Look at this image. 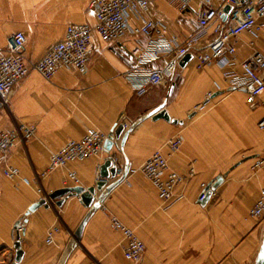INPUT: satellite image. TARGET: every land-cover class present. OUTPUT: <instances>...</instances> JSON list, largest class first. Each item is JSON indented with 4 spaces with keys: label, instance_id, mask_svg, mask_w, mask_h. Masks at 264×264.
<instances>
[{
    "label": "crops",
    "instance_id": "0c3cea01",
    "mask_svg": "<svg viewBox=\"0 0 264 264\" xmlns=\"http://www.w3.org/2000/svg\"><path fill=\"white\" fill-rule=\"evenodd\" d=\"M149 1L148 16L162 21L181 40L197 29L199 0H192L185 11L172 0ZM89 2L0 0V52L11 34L23 32L27 36L26 63L33 65L64 38L68 25L95 24ZM212 5L219 6L220 1L212 0ZM131 23L138 25L139 18L132 17ZM248 41L249 36L242 35L239 60L253 51L264 53V31L254 47ZM144 42L142 37L128 35L105 43L94 34L85 74L62 69L45 80L32 71L15 86L9 107L0 113V130L19 123L36 129L30 140L6 154L0 151V250L13 249L15 260L14 225L26 216L21 235L23 257L18 264H134L124 257L123 236L113 229L111 216L144 242L146 251L138 264H255L264 240V218L252 219L249 211L264 186V169L254 173L250 166L264 152V130L258 128L264 116V93L252 110L243 90H229L224 83L228 68L213 65L200 71L193 58L184 66L181 58L172 78L138 95L122 74L134 65L131 50ZM239 71L237 65L228 69L229 73ZM209 92L213 97L207 100ZM217 92L222 93L214 96ZM163 102L169 115L182 124L142 119ZM120 117L126 129L142 119L122 149L116 147L117 141L110 152L58 169L42 182L46 196L64 187L89 188L98 182L100 166L109 156L116 155L118 168L129 164L127 177L103 200L105 210L100 207L90 216L80 241L73 243L74 234L88 208L77 196L67 198L62 206L50 201L49 208L41 206L26 215L42 198L37 175L48 166L51 154L89 128L109 134ZM175 136H181L183 144L169 157L170 168L186 174L193 167L195 175L176 189L173 200L162 203L151 184L132 171L158 149L168 154L166 143ZM6 164L18 168L20 177L7 178L3 173ZM69 171L76 172L79 183L67 180ZM226 172L224 182L201 206L197 200L201 184ZM99 194L97 191L96 196ZM54 226L59 229L55 243L46 244V233Z\"/></svg>",
    "mask_w": 264,
    "mask_h": 264
},
{
    "label": "built area",
    "instance_id": "2783aa9c",
    "mask_svg": "<svg viewBox=\"0 0 264 264\" xmlns=\"http://www.w3.org/2000/svg\"><path fill=\"white\" fill-rule=\"evenodd\" d=\"M172 1L179 3L181 11L187 10L192 3V0ZM199 1L201 9L198 27L183 40L173 34L162 21L148 16L149 0H90L89 7L95 13V24L68 25L64 38L33 65H28L25 59L27 36L23 32L11 34L5 50L0 52V113L9 107L15 86L32 71H36L45 80H51L62 69L85 74L93 52L94 34L105 43L120 41L128 35L144 39L143 45L136 46L130 52L134 65L122 74L131 90L138 95H143L148 89L160 86L172 78L178 60L190 53L195 68L200 71L213 65L221 69L237 65L240 68L239 73H229L227 69L223 74V81L227 88L244 90L247 105L255 110L259 106L260 96L264 93V53L253 51L239 60L238 44L245 34L249 36L248 45L254 47L262 35L264 0H219V6H213L212 0ZM226 5H229L231 10L224 19ZM134 16L139 18L138 25L131 23ZM204 41L205 46L198 49ZM162 59L166 60L164 64L155 66ZM212 97L213 92H209L207 100ZM258 128L264 130V116L258 122ZM35 134V127L24 123H19L9 130H0V151L6 154L17 144L33 138ZM107 140L108 134L89 128L82 137L69 139L64 146L53 152L48 166L37 175V191L42 195L41 199L50 202L49 196L43 195L42 185L50 174L72 163L85 162L92 157L101 156L106 151ZM182 144L181 136L171 138L166 143L168 154L158 149L141 167L132 171L151 184L162 203L173 200L177 196L176 189L185 186L195 175L193 167H190L186 174H180L169 166V157L177 154ZM262 169L264 152L255 158L250 166L254 173ZM3 173L9 179L21 175L18 168L9 164L5 165ZM122 174L123 168H118L114 179L120 178ZM67 180L79 183L74 171L67 172ZM210 188V183L201 184L198 202L205 198ZM100 207L105 210L104 206ZM249 217L264 218V186L258 192ZM111 225L114 230L122 233L125 259L138 264L146 251L144 242L133 229L125 226L117 217L111 216ZM23 231L24 220H18L13 230L15 239L17 235L21 238ZM58 231L56 226L50 228L46 233L45 243L54 244ZM0 259L1 264H13L14 250H0Z\"/></svg>",
    "mask_w": 264,
    "mask_h": 264
},
{
    "label": "water",
    "instance_id": "95a60500",
    "mask_svg": "<svg viewBox=\"0 0 264 264\" xmlns=\"http://www.w3.org/2000/svg\"><path fill=\"white\" fill-rule=\"evenodd\" d=\"M231 7L229 5H226L224 7V19L227 18V14L230 12ZM193 58L192 54L188 53L182 57L181 64L184 66L186 65L191 59ZM230 90V88H229ZM244 91V90H243ZM222 92H217L214 94V96L220 95ZM165 103L163 102L161 105H159L157 108H155L152 112L147 114L144 118H151L152 120H158V119H164L167 122H170L172 124H182V121H179L177 119L172 118L167 110L164 108ZM195 112H193L190 115V118L193 117ZM141 119V120H142ZM139 120V121H141ZM122 121V117L119 118V121L117 124L114 125V127L111 129V131L108 134V140L106 143V151L110 152V150L115 146V142L119 141V144L116 145L117 148L122 149L124 147L125 141L129 135V133L134 129L136 124L139 122L132 124L129 128H125V124ZM257 157V156H253ZM252 157V158H253ZM243 162V161H241ZM239 162L238 164H240ZM236 164V165H238ZM235 165V166H236ZM234 166V167H235ZM233 167V168H234ZM129 164L127 163L123 169V174L120 178L114 180L110 184H108L106 181L110 179H114L116 176V171L118 169V165L116 162V155L109 156L103 164L100 166L99 170V178L100 180L96 183L95 186L89 187V188H83L81 186H73V187H64L59 190H56L49 194L50 201H55L56 205L62 206V204L65 202V200L72 196L79 197V201L81 204H83L85 207L88 208V212L81 221L80 225L78 226L75 234H74V241L79 242L82 236V233L84 231V227L90 218V216L100 208L101 203L106 198V196L114 189L116 188L128 175L129 172ZM232 168V169H233ZM228 172L225 174L218 175L214 180L210 182L211 188L206 193L205 198L202 201H199V204L201 206H205L211 196L213 195L214 191L224 182L225 177L227 176ZM99 191V196H96V192ZM44 206L45 208H49L50 204L45 199H41L40 201L34 203L26 213V215L30 214L31 212H34L39 207ZM26 219V216H24L21 220ZM14 247L16 249V256L13 264H18L22 257H23V250L21 248V238L20 235L16 236V241L14 243ZM69 251L66 252L65 257L67 256ZM64 259L62 260V262ZM255 264H264V240L262 241L260 250L258 252L257 258L255 260Z\"/></svg>",
    "mask_w": 264,
    "mask_h": 264
}]
</instances>
